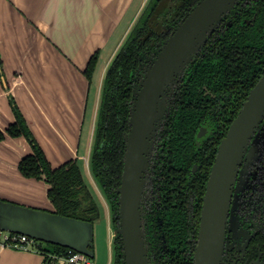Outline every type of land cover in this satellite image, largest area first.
Segmentation results:
<instances>
[{"label":"flooded vegetation","instance_id":"1","mask_svg":"<svg viewBox=\"0 0 264 264\" xmlns=\"http://www.w3.org/2000/svg\"><path fill=\"white\" fill-rule=\"evenodd\" d=\"M200 1L145 0L131 47L138 44L139 49L128 80L129 115L133 91L152 65L159 43ZM262 75L264 0H236L167 94L141 200L150 264H195L203 198L218 145ZM124 129L123 138L130 126ZM123 152L124 145L116 151L119 156ZM118 163L111 178L114 190L122 176ZM114 197L117 202L116 193ZM110 209V223L119 226V204L116 224ZM225 226L219 264H264V119L239 165Z\"/></svg>","mask_w":264,"mask_h":264},{"label":"crops","instance_id":"2","mask_svg":"<svg viewBox=\"0 0 264 264\" xmlns=\"http://www.w3.org/2000/svg\"><path fill=\"white\" fill-rule=\"evenodd\" d=\"M135 2L0 0V130L15 122L12 96L53 169L84 158L80 139L92 84L84 71L96 51L100 60ZM100 91L99 83L97 109ZM31 153L23 136L5 134L0 140V198L54 211L47 196L50 186L18 169L21 158ZM0 264L48 263L36 251L0 245ZM54 264L64 263L57 259Z\"/></svg>","mask_w":264,"mask_h":264},{"label":"water","instance_id":"3","mask_svg":"<svg viewBox=\"0 0 264 264\" xmlns=\"http://www.w3.org/2000/svg\"><path fill=\"white\" fill-rule=\"evenodd\" d=\"M235 1L201 0L170 36L159 43L160 47L156 49L152 65L133 91L130 129L124 136L121 182L116 188L119 226L115 227L112 223L110 226L113 246L111 264L115 263L116 246L122 248L123 264H150L149 240L143 230L141 200L155 135L169 101L167 94L198 53L207 36L215 30L222 15ZM263 119L264 75L249 91L218 145L203 198L195 264H219L221 260L225 223L239 165ZM93 142L94 139L89 156L90 171ZM92 176L96 181L93 173ZM96 183L106 199L102 187L97 181ZM0 230L24 234L39 242L73 249L91 258L95 255L94 223L88 220L0 198ZM117 239L121 241L118 245Z\"/></svg>","mask_w":264,"mask_h":264},{"label":"trees","instance_id":"4","mask_svg":"<svg viewBox=\"0 0 264 264\" xmlns=\"http://www.w3.org/2000/svg\"><path fill=\"white\" fill-rule=\"evenodd\" d=\"M139 26L140 22L134 25L127 40L116 53V56L113 57L106 70L92 146L91 171L105 193L111 207V215L114 216V224L117 223L118 201L115 202L117 196L114 197L116 190H114L111 178L114 175L116 177L114 168L119 164V160L122 163L119 166L123 170L125 152L123 132L125 131L124 128L126 127L127 130L129 125L128 106L132 92L128 80L132 67L136 63V51L139 49L138 44H135L133 49L131 47L134 43H132L133 38L138 36V31H140ZM98 60L99 51H96L90 57L84 71L89 81L92 80ZM9 101L15 122L10 124L5 132L0 130V140L5 138V134L11 137L23 136L32 148V153L23 156L19 161L20 173L26 178L43 180L50 186L47 196L53 204V212L94 223L99 217L98 206L91 190L84 181L77 160H69L53 169L12 96L9 97ZM123 145V155L119 156L116 151H123ZM67 249L44 242H38L35 246V251L40 253L44 262L48 264L56 263L57 257L66 255ZM117 258L121 259V264H123V252L120 246L115 247V263Z\"/></svg>","mask_w":264,"mask_h":264},{"label":"rangeland","instance_id":"5","mask_svg":"<svg viewBox=\"0 0 264 264\" xmlns=\"http://www.w3.org/2000/svg\"><path fill=\"white\" fill-rule=\"evenodd\" d=\"M141 0H136L135 5L126 14V18L123 20L122 24H119L117 29L114 31L110 38L109 43L103 49L101 53L98 65L95 67V71L92 76L91 91L89 94V102L87 107V113L85 117V122L81 131L80 139V151L84 153V158L78 165L81 169L85 183L91 190L99 210V217L94 222V251L95 255L91 258L93 264H111L113 253H112V241L110 237V213L109 206L106 199L103 196L100 187L97 185L96 181L93 179L92 173L89 167V156L91 150V143L94 139L95 133V119L97 113V96L99 83L100 86L103 83V79L106 74V70L112 61V58L116 56V53L122 47V45L127 40L130 31L132 30L135 21L131 23V19L135 16L136 10L140 5ZM143 7V5H142ZM142 9V8H141ZM138 9V13L141 11ZM136 15V16H137ZM110 225V226H109ZM70 264V263H69Z\"/></svg>","mask_w":264,"mask_h":264},{"label":"built area","instance_id":"6","mask_svg":"<svg viewBox=\"0 0 264 264\" xmlns=\"http://www.w3.org/2000/svg\"><path fill=\"white\" fill-rule=\"evenodd\" d=\"M39 241L27 235L0 230V245L16 250L35 251ZM64 264H93L91 257L73 249H67L66 255L57 257Z\"/></svg>","mask_w":264,"mask_h":264}]
</instances>
